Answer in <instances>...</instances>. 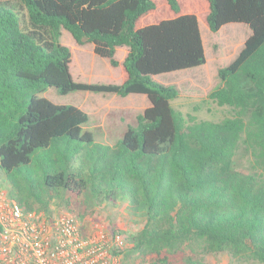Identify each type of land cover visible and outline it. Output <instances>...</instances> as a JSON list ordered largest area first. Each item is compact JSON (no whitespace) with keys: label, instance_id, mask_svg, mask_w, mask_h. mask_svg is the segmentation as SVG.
Returning a JSON list of instances; mask_svg holds the SVG:
<instances>
[{"label":"trees","instance_id":"trees-1","mask_svg":"<svg viewBox=\"0 0 264 264\" xmlns=\"http://www.w3.org/2000/svg\"><path fill=\"white\" fill-rule=\"evenodd\" d=\"M160 5L152 22L153 0H0V175L25 211L54 203L82 217L125 200L143 219L128 253L142 264H172L177 253L183 264H207L204 255L264 264V0ZM199 18L212 33L230 23L251 31L208 94L233 111L217 122L184 117L170 104L177 90L153 80L205 63ZM62 29L122 67L121 83L72 81ZM51 87L144 95L149 106L103 145L82 133L85 112L38 97Z\"/></svg>","mask_w":264,"mask_h":264},{"label":"rangeland","instance_id":"rangeland-1","mask_svg":"<svg viewBox=\"0 0 264 264\" xmlns=\"http://www.w3.org/2000/svg\"><path fill=\"white\" fill-rule=\"evenodd\" d=\"M156 11L152 22L161 19L163 8L162 0H153ZM199 31L205 54V63L202 66L164 73L153 77V80L164 86H172L177 90V97L170 102L171 107L183 114L191 115L197 121L217 122L231 117L233 111L228 106H218L208 98L209 92L219 84L218 70L228 66L243 48L244 42L251 31L247 25L230 23L222 26L216 33L208 30L204 19H198ZM60 43L71 52L69 65L72 81L84 84H120L122 67L112 68L106 59L93 53L91 44L78 45L70 33L61 30ZM125 48H121L116 55L122 61ZM38 97L48 100L54 105L74 106L88 115V122L82 126V133L88 132L94 142L112 146L122 138L128 126L136 125V117L149 106L144 95H129L125 98L116 95H101L90 92H71L61 94L55 88H47ZM242 161V165H246ZM0 187L9 191L3 177L0 175ZM74 209V208H73ZM69 212L78 216L79 220L87 225L93 220H101L109 229L118 228L130 239L141 229L143 219L133 216L126 208V201L120 200L114 205L102 204L99 207L84 210L79 216L78 209L74 212L63 211L54 203L50 205V213ZM188 254V252H186ZM177 253L171 259L172 264H183V255ZM128 257L140 261L133 256ZM207 264H230L228 257L204 255ZM231 264H234L233 262Z\"/></svg>","mask_w":264,"mask_h":264},{"label":"built area","instance_id":"built-area-1","mask_svg":"<svg viewBox=\"0 0 264 264\" xmlns=\"http://www.w3.org/2000/svg\"><path fill=\"white\" fill-rule=\"evenodd\" d=\"M0 187V264H142L126 234L69 212L25 211Z\"/></svg>","mask_w":264,"mask_h":264},{"label":"crops","instance_id":"crops-1","mask_svg":"<svg viewBox=\"0 0 264 264\" xmlns=\"http://www.w3.org/2000/svg\"><path fill=\"white\" fill-rule=\"evenodd\" d=\"M126 51V50H125ZM124 58V57H123ZM123 60V59H122ZM119 61V60H118ZM119 63L121 64L122 63V61H119ZM119 69H120V67H119Z\"/></svg>","mask_w":264,"mask_h":264}]
</instances>
